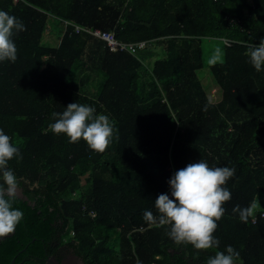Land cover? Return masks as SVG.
I'll return each instance as SVG.
<instances>
[{
	"label": "trees",
	"instance_id": "16d2710c",
	"mask_svg": "<svg viewBox=\"0 0 264 264\" xmlns=\"http://www.w3.org/2000/svg\"><path fill=\"white\" fill-rule=\"evenodd\" d=\"M0 10L26 29L13 37L17 60L0 62V129L21 151L8 167L26 196L13 203L24 215L0 237V264H45L62 246L85 264H207L229 245L235 264H264V209L247 222L233 213L264 193V70L246 55L264 37V0H0ZM51 19L63 28L55 45L43 39ZM91 28L146 43L110 50ZM206 37L224 41L222 60L210 64L216 101L197 74ZM74 102L109 116L114 135L103 153L49 129L52 113ZM200 159L235 169L219 246L207 250L142 218L157 215L154 200L174 172Z\"/></svg>",
	"mask_w": 264,
	"mask_h": 264
},
{
	"label": "clouds",
	"instance_id": "9594fccd",
	"mask_svg": "<svg viewBox=\"0 0 264 264\" xmlns=\"http://www.w3.org/2000/svg\"><path fill=\"white\" fill-rule=\"evenodd\" d=\"M22 21L7 11L0 10V62L17 60L14 35L24 31ZM246 55L257 72L264 70V37L259 44L247 45ZM53 123L49 129L54 134H65L70 143L83 139L88 147L103 153L114 135V125L106 114H97L96 108L78 102L69 103L62 112H53ZM22 160L20 149L12 138L0 129V237L14 232L23 218V212L13 207L18 196L19 181L14 171L8 167L12 159ZM235 174V169L227 166L212 167L204 159L189 163L174 172L168 180L171 198L161 193L154 200L157 215L145 210L142 218L146 223L169 226L167 235L177 244H191L197 250L218 247L219 240L214 235L218 221L225 214L224 204L231 199V192L225 186ZM254 205L233 208L242 222H247L253 214ZM239 256L231 245L218 251L207 260V264H235Z\"/></svg>",
	"mask_w": 264,
	"mask_h": 264
},
{
	"label": "rangeland",
	"instance_id": "374dc122",
	"mask_svg": "<svg viewBox=\"0 0 264 264\" xmlns=\"http://www.w3.org/2000/svg\"><path fill=\"white\" fill-rule=\"evenodd\" d=\"M48 23L50 25V29L49 26L46 25L43 39L46 43L50 45H55L58 41V36L60 35L63 29L62 24L52 19L48 21ZM201 44L203 48L204 62L203 65L197 69V74L202 82L203 87L207 90L209 97L213 101H216L221 96V93L217 86H215L213 76L210 72V64L222 60L224 41L220 38L206 37L202 39ZM162 48L163 47L161 46L159 51L156 50L154 53H152L150 59L146 58L145 62L151 64L155 58L161 57ZM151 51H154V48H151ZM83 178L84 175L82 176V181ZM252 205H254L253 212L258 211L260 209H264V193L258 191L256 193L254 201L252 202ZM108 230L110 235V243L114 246H117L119 244V229L115 227H110ZM68 232H70V229H68Z\"/></svg>",
	"mask_w": 264,
	"mask_h": 264
},
{
	"label": "built area",
	"instance_id": "2783aa9c",
	"mask_svg": "<svg viewBox=\"0 0 264 264\" xmlns=\"http://www.w3.org/2000/svg\"><path fill=\"white\" fill-rule=\"evenodd\" d=\"M78 28V26H76ZM89 33L103 39L110 50H128L129 52H134L136 48L143 47L146 43L145 40H139L136 42H126L120 41L116 38L115 34L111 30H104L100 28H91L86 29ZM167 194L170 196L171 191H168ZM264 212H261L263 215ZM256 220V216L252 217V221Z\"/></svg>",
	"mask_w": 264,
	"mask_h": 264
},
{
	"label": "water",
	"instance_id": "95a60500",
	"mask_svg": "<svg viewBox=\"0 0 264 264\" xmlns=\"http://www.w3.org/2000/svg\"><path fill=\"white\" fill-rule=\"evenodd\" d=\"M18 196L26 199V196L22 193V190L19 188L18 190ZM47 263L46 264H85L83 259L76 254L75 252H71L66 258L60 260L54 255H49L46 258ZM14 258L11 259L10 264H13Z\"/></svg>",
	"mask_w": 264,
	"mask_h": 264
},
{
	"label": "flooded vegetation",
	"instance_id": "af4514ba",
	"mask_svg": "<svg viewBox=\"0 0 264 264\" xmlns=\"http://www.w3.org/2000/svg\"><path fill=\"white\" fill-rule=\"evenodd\" d=\"M20 188V187H19ZM71 252H74L71 248H68V247H65V246H62L60 249H59V251H58V255L57 256H55V257H57L58 259H60V260H62V259H64V258H66ZM50 255H53V254H50ZM48 257V256H47ZM47 257H45V264L47 263V261H46V258ZM14 258V257H13ZM12 259V258H11ZM11 261V260H10ZM10 264V263H9Z\"/></svg>",
	"mask_w": 264,
	"mask_h": 264
}]
</instances>
